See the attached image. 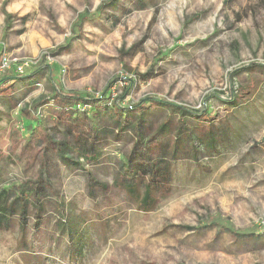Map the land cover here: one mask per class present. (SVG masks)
I'll use <instances>...</instances> for the list:
<instances>
[{
    "label": "rangeland",
    "instance_id": "obj_1",
    "mask_svg": "<svg viewBox=\"0 0 264 264\" xmlns=\"http://www.w3.org/2000/svg\"><path fill=\"white\" fill-rule=\"evenodd\" d=\"M105 1L0 0V57L32 62L22 76L38 82L0 87V188L29 204L24 228L13 216L0 229V264H264V0H119L98 13ZM108 86L103 108L81 101L72 115L53 99ZM116 100L148 109L124 128ZM144 159L173 169L148 212L125 189Z\"/></svg>",
    "mask_w": 264,
    "mask_h": 264
},
{
    "label": "trees",
    "instance_id": "obj_2",
    "mask_svg": "<svg viewBox=\"0 0 264 264\" xmlns=\"http://www.w3.org/2000/svg\"><path fill=\"white\" fill-rule=\"evenodd\" d=\"M119 0H107L104 3L101 4V6L98 9V13H102L104 12V10L107 7L110 6H116ZM141 9H146L145 5H141ZM86 13V14H85ZM85 13L79 14L77 19H76V24L77 25H81L86 17L88 16V11H85ZM6 15V28L4 31L3 36L6 37V35H8L10 32V30L12 29V25H13V19L15 18V16H12L11 14H8L7 12H5ZM28 18L27 17H23L21 19V22L23 25H26ZM19 35H22L24 33V30H20L17 32ZM139 79L147 81V77L146 75H137ZM12 81H20V80H25L27 79L26 76H22V75H18V76H13ZM7 78L3 79L0 82V87L2 84L7 82ZM131 81V86L129 88H127V92L125 95H127L133 88V85L135 83V80L130 79ZM17 83H12L10 85V87H13L14 85H16ZM111 86H108L106 89V92L102 93L98 98H94L91 96H87V97H82L81 95L78 94H74V93H70V94H65V93H58L56 94L55 101L58 102V104L60 105V107L62 108L61 110H68V111H72V115L76 113V109L77 106L80 105V102L83 101L84 104H89L91 106L95 105L98 106L99 108H103L105 107L109 102V98L107 97V91H109V88ZM9 88H7L6 90H8ZM5 91V90H2ZM239 97H234L233 96V100L237 99ZM150 102L152 104H154L156 107H162V108H166L167 110H171L174 113H179L183 116H190V117H198V118H202L203 121H208L207 118H204L205 116H201L199 114H197V112L194 111H190L187 110L186 108L168 103L166 101H161L158 99H153L150 98ZM235 103V102H234ZM111 108L113 110H124L126 116H123L121 114L118 115V119L116 120L117 123H121L124 125L125 127H130L131 123L128 122V116L131 115H139L141 116V114H143L144 110H147V106L144 102H141L140 104H137L133 107L130 108H123L120 105L119 100H116L114 103L110 104ZM122 119V121H121ZM93 123V122H92ZM129 123V124H127ZM132 123L135 124L136 129L140 130V126L143 123V119L142 117L140 118L139 122H134V120L132 121ZM171 124V119L167 120L166 122H164V124L162 125V127L160 128V133H165L167 132V130L169 129V126ZM93 125V124H92ZM68 135H73L69 129L68 134H67V138H69ZM74 136V135H73ZM158 138H152L150 139V143L156 141ZM79 140V138L77 139V141ZM264 141V140H263ZM81 141H78V143ZM161 143V142H159ZM158 148H163V144H159L158 146H156ZM66 159L70 160L68 157H66ZM94 159V158H93ZM145 163H142L140 167H138L134 174L132 176H134V179L136 180L135 184H131V185H127L126 186V190L130 193L131 196H135L134 199L137 201V203L139 204V207L148 212V211H152L153 205H155L157 197L159 194H162L163 192H168L171 189V184L173 183V169L171 164L164 162L163 160L157 161V162H151L150 159H144ZM0 182H1V175H0ZM31 197L37 196V190L36 191H32L31 190ZM24 194V191L22 192V195ZM17 195L14 192H12L9 189H1L0 188V229H8L9 225H10V219L13 216H17L20 221L19 223L22 225V227L24 228V225H26L24 222L25 221V217L28 216V212H29V207H28V203L24 202V195ZM28 201V200H27ZM37 201V200H36ZM35 203H38L36 202ZM36 206V205H35ZM24 230V229H23ZM73 229L71 228V232H70V238H72L73 235ZM227 231L229 233H231L234 236H241L244 238H250V235H241V234H237L235 232H233L231 229H227ZM76 240V242L74 243V248H78V250H80V244H82L80 242V239H72V241Z\"/></svg>",
    "mask_w": 264,
    "mask_h": 264
},
{
    "label": "built area",
    "instance_id": "obj_3",
    "mask_svg": "<svg viewBox=\"0 0 264 264\" xmlns=\"http://www.w3.org/2000/svg\"><path fill=\"white\" fill-rule=\"evenodd\" d=\"M32 65V62L28 60H13L8 52L6 51V48H4L2 55L0 57V76L4 75L6 72L10 71L11 69H14L16 74L24 75L30 69Z\"/></svg>",
    "mask_w": 264,
    "mask_h": 264
},
{
    "label": "crops",
    "instance_id": "obj_4",
    "mask_svg": "<svg viewBox=\"0 0 264 264\" xmlns=\"http://www.w3.org/2000/svg\"><path fill=\"white\" fill-rule=\"evenodd\" d=\"M2 52V51H1ZM9 77V76H8ZM12 78V77H11ZM11 78H7L8 80H7V82L6 83H4V84H2L1 85V88H3V87H6L7 85V87H9L12 83H17V84H20V83H26L27 85H30V86H33L34 84H37L38 82H35V80L34 79H32V78H34V77H30V78H27V79H25V80H20V81H15V80H13L12 81V79ZM0 88V89H1ZM2 90V89H1Z\"/></svg>",
    "mask_w": 264,
    "mask_h": 264
}]
</instances>
